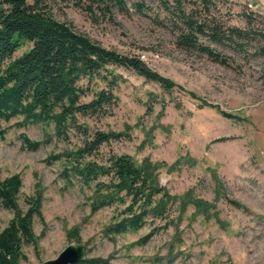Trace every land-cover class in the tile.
I'll list each match as a JSON object with an SVG mask.
<instances>
[{
    "label": "rangeland",
    "instance_id": "1",
    "mask_svg": "<svg viewBox=\"0 0 264 264\" xmlns=\"http://www.w3.org/2000/svg\"><path fill=\"white\" fill-rule=\"evenodd\" d=\"M198 5L200 19L214 16L228 25L245 28L243 13L250 10L248 0H216L210 15ZM77 0H54L49 11L93 41L120 54L139 57L151 70L182 87L164 90L132 71L108 67L119 78L115 94L118 104L106 116L80 119L92 130L123 132L129 128L131 139L112 142L105 152L131 155L141 162L150 158L173 167L161 171V182L173 194L182 196L193 190L197 198L215 204L218 220L192 217L190 208L181 225L182 241L176 243L174 230H162L146 246L134 245L149 233L147 227L138 233L108 238L104 230L111 223L115 208L92 214L78 186L69 187L61 178V163L48 165L52 154L75 149L83 137L72 131L70 139L54 136V127L25 125L22 118L2 122L7 134L0 143V181L20 175L22 188L18 204L23 212L29 199L41 195L42 218L34 219L38 245L24 246L21 264H44L56 259L69 246H82L84 259H102L107 264H264V56L259 40L250 52L241 55L232 49L206 44L230 58L231 67L212 62L207 56L178 45L180 31L170 22H155L168 15L159 0H146L153 8L148 15L131 10L124 15L95 10L88 14L75 6ZM134 0H128L129 5ZM174 0H170L173 5ZM257 13V12H256ZM231 14V15H229ZM171 24V25H170ZM255 25L264 28L262 18ZM27 45L16 53L21 56ZM99 89L106 84L92 83ZM196 95L193 98L189 95ZM233 115L239 120L225 117ZM23 137L46 142L36 151L24 148ZM52 138V139H51ZM220 196L239 202L238 209ZM177 215L174 209L173 217ZM14 212L0 203V233L13 219ZM78 229L79 237L68 233ZM73 236V235H72ZM175 245L172 257L171 246ZM171 256V258H170ZM172 259L169 263L168 259Z\"/></svg>",
    "mask_w": 264,
    "mask_h": 264
},
{
    "label": "trees",
    "instance_id": "2",
    "mask_svg": "<svg viewBox=\"0 0 264 264\" xmlns=\"http://www.w3.org/2000/svg\"><path fill=\"white\" fill-rule=\"evenodd\" d=\"M54 0H0V143L5 140L9 123L22 118V125L41 124L54 127V136L62 141L70 139L72 131L83 137L75 149L50 155L45 163H61L60 178L69 186H78L85 193L92 214L115 208L111 223L104 230L108 238L138 233L149 227L150 231L134 245L146 246L160 231L173 229L175 242L181 243V225L190 208L193 218L202 216L209 221L218 220L215 204L197 198L193 190L182 196L173 195L161 182V171L169 167L165 162L144 158L141 162L128 154L105 152L112 142L131 139L129 128L123 132L92 130L80 119L103 117L115 107L119 98L115 94L119 78L108 67L132 71L147 81L159 84L164 90H183L170 79L151 70L139 57L120 54L77 32L72 25L60 22L49 11ZM166 18L156 14L155 22L167 26L170 22L180 31L178 45L196 50L212 62L231 67L230 58L211 45L232 49L245 55L252 42L259 40L260 53L264 56V28L255 25L256 12H244L245 28L220 22L214 16L201 20L199 10H187L184 3L198 5L194 0H159ZM208 14L217 7L216 0H200ZM75 6L88 14L95 10L124 15L131 10L148 15L153 8L146 0H77ZM210 15V14H209ZM231 15V14H229ZM170 24V25H171ZM27 45L30 49L17 57L16 53ZM102 80L106 87L99 89L92 83ZM189 95L196 98L192 92ZM225 117L239 118L224 114ZM52 139V138H51ZM46 142L23 137L24 148L36 151ZM20 175L0 181V203L14 212L13 219L0 233V264H21L25 259L24 246H37L41 237L36 236L33 224L42 218L41 195L30 198L29 209L23 212L18 204L22 188ZM220 186L217 200L220 199ZM238 209L246 208L239 202L224 198ZM174 209L177 215L173 217ZM73 235V236H72ZM78 238V229L68 233ZM175 245L171 246L173 255ZM171 258V256H170ZM168 259L169 263L173 261ZM102 259H83L78 264H107Z\"/></svg>",
    "mask_w": 264,
    "mask_h": 264
},
{
    "label": "water",
    "instance_id": "3",
    "mask_svg": "<svg viewBox=\"0 0 264 264\" xmlns=\"http://www.w3.org/2000/svg\"><path fill=\"white\" fill-rule=\"evenodd\" d=\"M85 251L82 246H69L64 249L56 259L44 264H78L84 259Z\"/></svg>",
    "mask_w": 264,
    "mask_h": 264
},
{
    "label": "crops",
    "instance_id": "4",
    "mask_svg": "<svg viewBox=\"0 0 264 264\" xmlns=\"http://www.w3.org/2000/svg\"><path fill=\"white\" fill-rule=\"evenodd\" d=\"M252 4L255 12L264 16V0H248ZM261 117H264V113H260Z\"/></svg>",
    "mask_w": 264,
    "mask_h": 264
},
{
    "label": "built area",
    "instance_id": "5",
    "mask_svg": "<svg viewBox=\"0 0 264 264\" xmlns=\"http://www.w3.org/2000/svg\"><path fill=\"white\" fill-rule=\"evenodd\" d=\"M248 8H249L250 10H252V9H253L252 4H248Z\"/></svg>",
    "mask_w": 264,
    "mask_h": 264
}]
</instances>
